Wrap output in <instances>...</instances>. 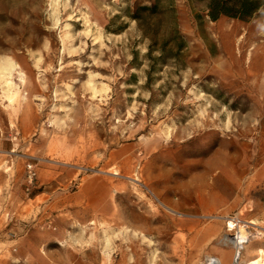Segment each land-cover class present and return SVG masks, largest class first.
Listing matches in <instances>:
<instances>
[{"label":"rangeland","instance_id":"obj_1","mask_svg":"<svg viewBox=\"0 0 264 264\" xmlns=\"http://www.w3.org/2000/svg\"><path fill=\"white\" fill-rule=\"evenodd\" d=\"M156 1L0 0V264H264V0Z\"/></svg>","mask_w":264,"mask_h":264},{"label":"bare ground","instance_id":"obj_2","mask_svg":"<svg viewBox=\"0 0 264 264\" xmlns=\"http://www.w3.org/2000/svg\"><path fill=\"white\" fill-rule=\"evenodd\" d=\"M56 3H53L55 5ZM52 5V6H53ZM51 6V7H52ZM55 8V7H53ZM10 60V59H9ZM16 73V67L15 65L8 60H0V94L2 99L8 103V105H15V103L18 102L19 98V87L17 84L13 81V75ZM231 227H234V225L229 222ZM253 228L251 230L246 229V225H237V235L234 238H227L225 237L223 239V243L229 244L234 248V253L232 256L231 264H239V258H240V250L242 247L254 239L258 234V228L253 223H249ZM256 227V228H255ZM204 264H220L218 260L209 258L205 261ZM242 264H260L257 260L251 261L249 263H242Z\"/></svg>","mask_w":264,"mask_h":264},{"label":"trees","instance_id":"obj_3","mask_svg":"<svg viewBox=\"0 0 264 264\" xmlns=\"http://www.w3.org/2000/svg\"><path fill=\"white\" fill-rule=\"evenodd\" d=\"M156 2L158 5L159 0ZM157 5H153L151 8L145 7L143 9L152 12L157 9ZM258 8L259 4L255 0H209L208 17L211 21H216L222 16L246 21L253 16Z\"/></svg>","mask_w":264,"mask_h":264},{"label":"crops","instance_id":"obj_4","mask_svg":"<svg viewBox=\"0 0 264 264\" xmlns=\"http://www.w3.org/2000/svg\"><path fill=\"white\" fill-rule=\"evenodd\" d=\"M34 249L35 246H33ZM127 255L125 256H122V259L121 260H118L117 262H106V264H144V261L143 260H140V258H138L135 255H133V259L131 258H126ZM87 261V264H97L95 261H90V260H86ZM220 261V260H219ZM221 263V261H220ZM60 264H75V261L74 260H69L68 262H63V263H60ZM222 264V263H221Z\"/></svg>","mask_w":264,"mask_h":264},{"label":"built area","instance_id":"obj_5","mask_svg":"<svg viewBox=\"0 0 264 264\" xmlns=\"http://www.w3.org/2000/svg\"><path fill=\"white\" fill-rule=\"evenodd\" d=\"M233 222H234V223H237V224L234 225V226H237V225L241 224V221H240L239 219H237V218L233 219ZM231 229H233V228H229V230H231Z\"/></svg>","mask_w":264,"mask_h":264}]
</instances>
